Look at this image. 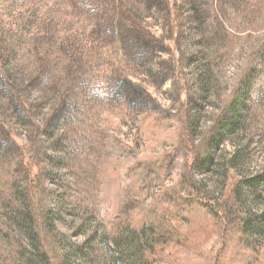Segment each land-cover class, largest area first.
<instances>
[{
  "label": "rangeland",
  "instance_id": "obj_1",
  "mask_svg": "<svg viewBox=\"0 0 264 264\" xmlns=\"http://www.w3.org/2000/svg\"><path fill=\"white\" fill-rule=\"evenodd\" d=\"M182 1L0 0V264L33 253L3 219L18 206L4 186L12 176L25 184L53 264L75 246L76 263L130 264L111 236L128 241L131 227L150 224L144 249L154 243L155 256L139 258L129 240L131 263L264 264V225L240 240L219 165L243 149L235 173L264 172V0H199L202 32L190 21L194 0ZM134 21L156 45L149 59L122 38ZM207 63L214 87L202 94ZM252 71L243 121L207 161L225 100L242 96ZM120 77L146 98L144 109L120 99ZM63 100L68 116L54 127ZM255 189L247 208L264 222V181Z\"/></svg>",
  "mask_w": 264,
  "mask_h": 264
},
{
  "label": "trees",
  "instance_id": "obj_2",
  "mask_svg": "<svg viewBox=\"0 0 264 264\" xmlns=\"http://www.w3.org/2000/svg\"><path fill=\"white\" fill-rule=\"evenodd\" d=\"M147 1H150V0H147ZM190 1L191 0H184L182 1V3L190 2ZM161 2L162 4L169 6L170 0H161ZM201 3L202 2H199V0H194V2L191 1L189 3L190 6L193 5L192 12L193 10H196L195 14L192 15V19L190 21L193 24V26H195V28L198 29V31L200 29V32H202V25H203L201 23L202 18L200 15H198ZM190 6L186 10L187 14H190ZM120 23L123 24L122 19ZM127 24L128 23L126 22L127 31L126 33L122 34V38L124 42L128 44L126 45L128 46V51L130 50V52H133V54L137 55L138 57L149 59L150 54L153 53L152 48H156V45L151 41L150 33H148V31L146 32L142 28L141 23L134 21V24L131 23L129 24V26ZM118 25L119 24L116 22H114L113 24L105 23L101 27L103 28L105 32L108 33L110 29L116 30L117 27L120 26ZM117 34L118 32L115 33L113 37L116 38L118 36ZM200 71H201V76L199 77V79L202 83V87H201V90L203 92L202 94H206L207 92H211V89L214 87L213 85L214 79L212 77V73H213L212 68L207 63V64L202 65V69ZM3 75L7 77L5 73ZM253 77H254V71H252L250 75L248 76V78L246 79L245 82H247L246 83L247 90H244V93L242 94L241 97H236L235 94H233L225 100L227 102L226 107H228L227 109L228 111L226 112L225 117H223L220 120V123L216 131L212 134L211 137H209V140L206 143L205 153H206V157L209 156L206 158L207 161L214 160V158L212 157L213 151L219 147L220 143L225 137L230 136V134L241 125L243 121L242 113H243V108H244V102H246V97H247V94L249 93L250 86L248 87V85L252 83L251 80L253 79ZM4 79L5 78L2 77V80ZM118 79L119 80H117V82H115L114 84L117 87L118 96L119 97L121 96L120 99L123 98V100L126 102L125 104L132 110L144 109V107L147 104L145 101L146 98H144L143 95L139 93V91L137 90L135 91L133 89L132 84L129 81H127L126 79L122 77ZM9 84L13 85L10 81H9ZM119 102H122V100H120ZM68 108H69L68 102H65L63 100L61 107L58 109L57 114L54 117L55 118L54 123L52 124L54 127L59 125L62 121L65 120V118H67L68 114L66 112ZM7 140L8 139H5V141ZM5 144L2 143V141L0 142V150L4 148ZM242 150L243 149H240V151H238L239 152L238 155L235 154L233 157H230L229 161H227L226 163L225 161H221L219 165H220V168L224 170L225 178H227V181H225L226 190L224 194L228 198L227 200L231 202L230 203L231 205L229 207L230 209L233 210L232 213L236 214V217H234V221H233V227H236L240 240H242V238L246 240L247 238H249L248 237L249 231L256 230L257 226H258V229L263 228L262 225H264L263 215L257 214L256 212L254 213L250 212L249 209L247 208L248 205H247V199H246L247 189L249 191H253L254 193V191H256L255 188L259 187L263 183L264 172L255 173L244 179L240 178L235 173L234 170H235V167L238 166L239 164L238 158L241 156L240 154ZM14 173L15 171L12 173V175ZM4 186L9 187L12 194L13 195L15 194L12 200L15 201L18 204V206H15V209H13L12 211L11 209H8L7 207L6 211L8 213L11 212L12 216L9 218L3 217V219L4 220L8 219V222L10 224H14L15 226L23 230L26 234V239L28 240V242H31V244H33V253H29L28 255L25 254L22 256L23 264H53L50 260H48L47 253L44 250L41 240H40L39 228H38V223L36 219V211L33 207L32 200L25 194L26 190L21 189L22 187L25 186V184L20 182L18 185L17 181H15L14 177L12 176L11 181H9V183ZM16 197H18V199ZM117 227H112V229L107 231V233L111 235L118 233L119 227L118 228ZM121 227L122 226H120V228ZM131 228H132L131 229L132 232H135L137 237L136 236L133 237V234H130L128 236V241L135 240L134 244L137 247L136 249L137 252H139V254H137L139 258L141 259L143 258L145 259V261L151 260L153 256H155V253H154L155 251L153 250L155 249L156 245H154L153 243L152 249L150 250L147 248L144 249V239H146L147 242L149 241L147 233L150 236L154 232H156L155 225L150 224L149 226L142 225L139 227L134 226ZM142 234L143 236H141ZM118 236L119 234L111 236V240L114 242V247L115 246L117 247L119 245V242L121 241H123L125 245L123 244L122 245L123 247H120L119 251H117V253L115 254L119 255L120 256L119 258H121L122 256L123 258H125V256H128L126 257V261L130 260V264H138L137 262H135L134 259H133V262L131 263L132 261L131 255L127 253L129 244L126 242L128 241H125L122 238L118 239ZM252 246H255V245L252 244ZM73 248H77V249H75L72 254L68 253L65 259L63 258V260L59 264H83V263H76L72 261L73 255L80 257L83 254L82 251L78 249V247L75 246ZM254 248H257V247H254ZM18 252L20 253L22 251L18 250ZM126 253L128 255H126Z\"/></svg>",
  "mask_w": 264,
  "mask_h": 264
}]
</instances>
